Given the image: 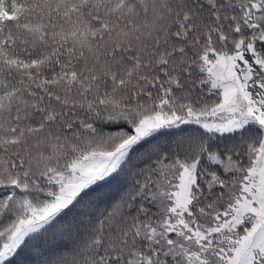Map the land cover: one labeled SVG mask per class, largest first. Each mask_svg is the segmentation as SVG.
<instances>
[{"label":"snow or ice","instance_id":"1","mask_svg":"<svg viewBox=\"0 0 264 264\" xmlns=\"http://www.w3.org/2000/svg\"><path fill=\"white\" fill-rule=\"evenodd\" d=\"M0 264H264V0H0Z\"/></svg>","mask_w":264,"mask_h":264}]
</instances>
